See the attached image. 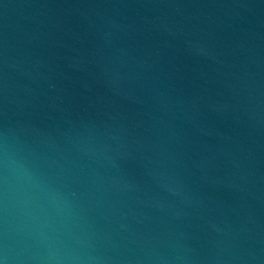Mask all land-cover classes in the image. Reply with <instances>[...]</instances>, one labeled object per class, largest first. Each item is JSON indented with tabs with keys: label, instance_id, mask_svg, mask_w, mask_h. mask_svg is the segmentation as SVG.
Returning <instances> with one entry per match:
<instances>
[{
	"label": "water",
	"instance_id": "water-1",
	"mask_svg": "<svg viewBox=\"0 0 264 264\" xmlns=\"http://www.w3.org/2000/svg\"><path fill=\"white\" fill-rule=\"evenodd\" d=\"M0 264H264V0H0Z\"/></svg>",
	"mask_w": 264,
	"mask_h": 264
}]
</instances>
